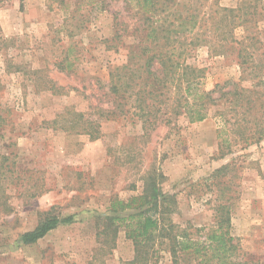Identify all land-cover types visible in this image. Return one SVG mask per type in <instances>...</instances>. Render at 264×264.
Instances as JSON below:
<instances>
[{
    "label": "rangeland",
    "instance_id": "1",
    "mask_svg": "<svg viewBox=\"0 0 264 264\" xmlns=\"http://www.w3.org/2000/svg\"><path fill=\"white\" fill-rule=\"evenodd\" d=\"M242 1L256 0L238 5ZM131 7V0H7L0 6V103L13 110L0 127V156L9 158L12 170L0 194V264L131 262L135 248L124 228L110 255L100 251L99 217L111 214L113 200L141 196L154 172L175 197L174 224L208 229L219 206L227 205L238 262L264 264V141L221 158L223 126L214 112L201 123L180 116L155 128L131 114L106 120L98 113L111 104L103 81L135 43L140 17ZM122 23L129 27L119 52L107 50L106 40ZM187 63L205 70L208 89L240 76L234 55L211 57L206 47ZM69 65L70 71L61 69ZM73 112L100 125L101 137L65 131ZM46 216L73 217V223L23 246L21 236ZM153 264H172L171 257L162 252Z\"/></svg>",
    "mask_w": 264,
    "mask_h": 264
},
{
    "label": "trees",
    "instance_id": "2",
    "mask_svg": "<svg viewBox=\"0 0 264 264\" xmlns=\"http://www.w3.org/2000/svg\"><path fill=\"white\" fill-rule=\"evenodd\" d=\"M7 0H0L2 6ZM24 1V0H20ZM57 1V0H56ZM61 4L65 0H58ZM130 12L139 16L133 25L134 42L128 59L112 66L102 87L110 99L98 113L106 120L132 115L150 128L164 121L184 116L190 124L207 120L214 112L222 122L219 133L221 158L234 148L264 141V0L243 1L235 8L223 7L218 0H131ZM118 29L107 50L119 52L128 24ZM240 28L246 33L239 35ZM121 32V33H120ZM206 47L211 57L234 55L239 79H229L208 89L205 70L188 65L192 52ZM70 71V65L67 68ZM13 110L0 103V127L11 118ZM73 121L65 131L83 132L92 139L101 137L100 125L90 122L82 112H73ZM94 121V120H92ZM9 158L0 156V194L11 173ZM224 166L215 172L227 170ZM162 174L150 175L141 196L128 201L115 199L108 216L99 217L104 228L97 234L105 254L114 250L121 228L135 248V257L124 264H153L162 252L172 264H240L238 248L231 234V216L227 205H220L210 228H181L171 217L176 209L174 196L160 185ZM3 202V203H2ZM0 203H5L0 196ZM130 213V214H127ZM73 217H42L34 230L20 238L23 246L38 243L49 232ZM101 240V241H100Z\"/></svg>",
    "mask_w": 264,
    "mask_h": 264
},
{
    "label": "crops",
    "instance_id": "3",
    "mask_svg": "<svg viewBox=\"0 0 264 264\" xmlns=\"http://www.w3.org/2000/svg\"><path fill=\"white\" fill-rule=\"evenodd\" d=\"M240 0H224V2L226 3V5L230 6V7H236V5H238Z\"/></svg>",
    "mask_w": 264,
    "mask_h": 264
}]
</instances>
